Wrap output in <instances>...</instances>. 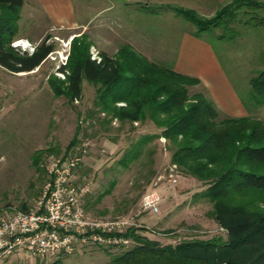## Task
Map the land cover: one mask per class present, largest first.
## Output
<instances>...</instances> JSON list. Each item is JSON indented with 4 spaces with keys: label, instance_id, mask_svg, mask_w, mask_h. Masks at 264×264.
Wrapping results in <instances>:
<instances>
[{
    "label": "rangeland",
    "instance_id": "374dc122",
    "mask_svg": "<svg viewBox=\"0 0 264 264\" xmlns=\"http://www.w3.org/2000/svg\"><path fill=\"white\" fill-rule=\"evenodd\" d=\"M203 1L200 9L192 6V0H73L78 24L47 29H42L43 21L31 25L27 6L19 9L21 19L16 21L11 44L21 40L35 47L46 39L53 49L33 74L13 73L0 66V217L33 204L47 177L45 165L50 158L72 155L81 158L77 180L89 183L84 206L90 216H133L137 231L161 244L215 235L226 238L224 229L209 215L211 204L194 197L204 186L174 168L168 140L164 144L159 140L162 135L147 143L126 167L119 164L141 135L160 132L151 120L121 122L101 112L94 105L98 84L85 78L77 100L56 95L48 83L49 76L64 79L58 67L62 60L68 62L74 36L88 43L92 56L98 51L115 55L121 46L129 45L147 59L172 68L187 32L211 46L248 114L264 121V103L252 99L249 84V78L264 66V26L231 21L227 28L197 32L196 25L176 8L193 9L209 19L231 0ZM189 92H202L214 105L203 85L191 86ZM224 116L229 115L219 112V118ZM38 150L42 152L35 163ZM171 176L178 179L176 184L168 181ZM148 190L163 197L159 213L141 212V198ZM134 245L93 246L58 260L100 264ZM40 262V258L13 257L7 264Z\"/></svg>",
    "mask_w": 264,
    "mask_h": 264
},
{
    "label": "trees",
    "instance_id": "16d2710c",
    "mask_svg": "<svg viewBox=\"0 0 264 264\" xmlns=\"http://www.w3.org/2000/svg\"><path fill=\"white\" fill-rule=\"evenodd\" d=\"M22 4L23 0H0V66L13 73L35 69L53 49L46 39L31 53L11 44ZM176 10L196 25L197 32L227 28L231 21L264 26L262 0H231L209 19L193 9ZM71 45L68 62L58 67L64 79L48 77L53 92L77 100L85 78L98 84L94 105L101 112L121 122L151 120L160 132L141 135L119 164L126 167L147 143L164 136L170 162L202 183L204 188L194 197L211 204L209 215L226 234L225 239L215 235L161 244L132 227L125 235L135 245L100 264H264V121L249 114L219 118L202 92H189V87L199 85L197 77L153 62L129 45L115 55L98 51L99 59L78 36ZM249 84L252 99L264 103V66ZM41 152H35L33 162Z\"/></svg>",
    "mask_w": 264,
    "mask_h": 264
},
{
    "label": "built area",
    "instance_id": "2783aa9c",
    "mask_svg": "<svg viewBox=\"0 0 264 264\" xmlns=\"http://www.w3.org/2000/svg\"><path fill=\"white\" fill-rule=\"evenodd\" d=\"M17 42L13 46L30 53L35 49L30 43ZM92 57L99 59L98 55ZM159 140L164 144L166 138L160 136ZM80 161L72 155L50 158L45 165L47 177L33 204L0 217V264L13 257L51 262L93 246L123 247L134 242L125 235L136 226L133 216L97 218L87 213L84 199L89 183L76 178ZM177 180L172 176L168 179L172 184ZM162 200L158 191H146L141 198V212L159 213Z\"/></svg>",
    "mask_w": 264,
    "mask_h": 264
},
{
    "label": "crops",
    "instance_id": "0c3cea01",
    "mask_svg": "<svg viewBox=\"0 0 264 264\" xmlns=\"http://www.w3.org/2000/svg\"><path fill=\"white\" fill-rule=\"evenodd\" d=\"M192 1L193 7L203 8V0ZM25 6L32 13L29 16L31 25H35V23L37 25L43 21L44 27L42 29L65 25L72 27L78 24L73 0H23L20 9L22 10ZM20 19L21 17L18 21ZM21 38H26L31 42L35 41L34 38H30L29 36H21ZM42 64L31 71L18 73L33 74L39 70ZM172 68L178 72L197 77L200 80L199 86L203 85L207 89L209 97H211L219 112L229 116L248 114L246 106L223 72L218 58L208 43L186 32L181 42L178 60ZM10 261L12 262V258L4 264Z\"/></svg>",
    "mask_w": 264,
    "mask_h": 264
},
{
    "label": "bare ground",
    "instance_id": "6f19581e",
    "mask_svg": "<svg viewBox=\"0 0 264 264\" xmlns=\"http://www.w3.org/2000/svg\"><path fill=\"white\" fill-rule=\"evenodd\" d=\"M22 41L20 40L18 43H21Z\"/></svg>",
    "mask_w": 264,
    "mask_h": 264
}]
</instances>
